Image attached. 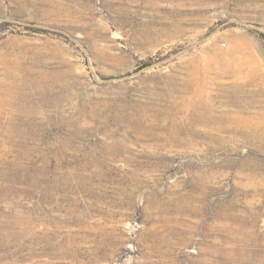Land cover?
Returning a JSON list of instances; mask_svg holds the SVG:
<instances>
[{
    "label": "rangeland",
    "instance_id": "374dc122",
    "mask_svg": "<svg viewBox=\"0 0 264 264\" xmlns=\"http://www.w3.org/2000/svg\"><path fill=\"white\" fill-rule=\"evenodd\" d=\"M0 264H264V0H0Z\"/></svg>",
    "mask_w": 264,
    "mask_h": 264
}]
</instances>
